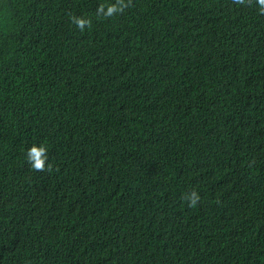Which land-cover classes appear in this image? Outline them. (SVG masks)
I'll return each mask as SVG.
<instances>
[{
    "label": "trees",
    "instance_id": "16d2710c",
    "mask_svg": "<svg viewBox=\"0 0 264 264\" xmlns=\"http://www.w3.org/2000/svg\"><path fill=\"white\" fill-rule=\"evenodd\" d=\"M98 3L0 0V264H264V0Z\"/></svg>",
    "mask_w": 264,
    "mask_h": 264
},
{
    "label": "clouds",
    "instance_id": "9594fccd",
    "mask_svg": "<svg viewBox=\"0 0 264 264\" xmlns=\"http://www.w3.org/2000/svg\"><path fill=\"white\" fill-rule=\"evenodd\" d=\"M99 3L96 5V11L94 13L93 16V23L95 22H99V21H113L112 15L109 11V9L113 8L115 5H126L129 2H131L132 0H98ZM140 24H143V18L141 15H138L137 17V25L139 26ZM124 59L128 65V67L130 68V70L132 71V73H136V72H140V71H144L147 69H155L158 71H166V72H170L167 64L162 63V62H150L148 60H146L145 58L142 57V55L139 53V51H132L127 45L124 46ZM142 85V84H141ZM146 113V107L144 105V100H138V102H136L134 104V110L130 112V114L136 119V122L138 121V119ZM44 150H37L35 149L37 152H39L43 157L46 158V161L41 162L40 158H38L36 160L35 163H31V170L34 173V175H42L43 173H45V168L46 166H49L50 161L52 160H61L64 156V150H49L47 149V147L42 144ZM211 155H209L210 158ZM188 164L190 165V171L192 172L191 176H189L195 183H197V186H200L201 188L204 187L206 190H208L212 196H214L216 199H218L219 201H222L225 199V195L222 192V184L224 185V182L226 180V176L224 172H221V176L220 178H216L212 175H209L207 173L204 172V177L200 178V176H197L193 171L197 169L198 165H196L195 160L193 159L192 162H188ZM47 172V169H46ZM226 174L227 171H225ZM160 176L162 177L160 180L165 179L166 175L164 173H160ZM163 187L166 188L167 190L173 192L175 191V185H169L168 182L166 181L165 183H163ZM46 189H41L38 190L40 193H44ZM198 195V191L196 192V197ZM193 197H189V201H192V206L193 203L195 201L196 198H194V200H192ZM203 220H205V222L203 224H207L212 222L213 220L208 217V216H203ZM201 227V226H200ZM202 228V233L205 235L207 229L205 230Z\"/></svg>",
    "mask_w": 264,
    "mask_h": 264
}]
</instances>
